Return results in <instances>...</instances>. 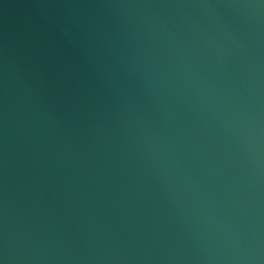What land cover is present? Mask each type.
<instances>
[{"label": "water", "instance_id": "95a60500", "mask_svg": "<svg viewBox=\"0 0 264 264\" xmlns=\"http://www.w3.org/2000/svg\"><path fill=\"white\" fill-rule=\"evenodd\" d=\"M0 264H264V0H0Z\"/></svg>", "mask_w": 264, "mask_h": 264}]
</instances>
